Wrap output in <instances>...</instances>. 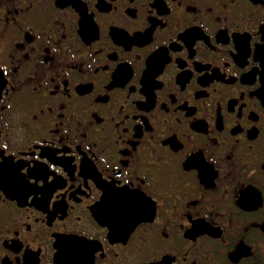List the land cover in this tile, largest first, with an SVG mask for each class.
Instances as JSON below:
<instances>
[{
    "label": "flooded vegetation",
    "instance_id": "flooded-vegetation-1",
    "mask_svg": "<svg viewBox=\"0 0 264 264\" xmlns=\"http://www.w3.org/2000/svg\"><path fill=\"white\" fill-rule=\"evenodd\" d=\"M0 264H264V0H0Z\"/></svg>",
    "mask_w": 264,
    "mask_h": 264
},
{
    "label": "water",
    "instance_id": "water-1",
    "mask_svg": "<svg viewBox=\"0 0 264 264\" xmlns=\"http://www.w3.org/2000/svg\"><path fill=\"white\" fill-rule=\"evenodd\" d=\"M2 86H3V84H2V74H0V91L2 89Z\"/></svg>",
    "mask_w": 264,
    "mask_h": 264
}]
</instances>
